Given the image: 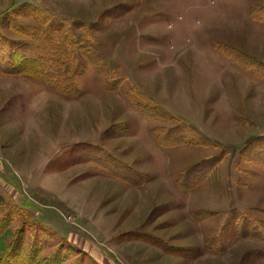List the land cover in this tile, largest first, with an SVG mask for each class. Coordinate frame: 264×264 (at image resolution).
I'll use <instances>...</instances> for the list:
<instances>
[{
	"label": "rangeland",
	"instance_id": "1",
	"mask_svg": "<svg viewBox=\"0 0 264 264\" xmlns=\"http://www.w3.org/2000/svg\"><path fill=\"white\" fill-rule=\"evenodd\" d=\"M0 264H264V0H0Z\"/></svg>",
	"mask_w": 264,
	"mask_h": 264
},
{
	"label": "trees",
	"instance_id": "2",
	"mask_svg": "<svg viewBox=\"0 0 264 264\" xmlns=\"http://www.w3.org/2000/svg\"><path fill=\"white\" fill-rule=\"evenodd\" d=\"M13 62H10L8 64H6L5 68L3 69L5 72H10V67H12Z\"/></svg>",
	"mask_w": 264,
	"mask_h": 264
}]
</instances>
